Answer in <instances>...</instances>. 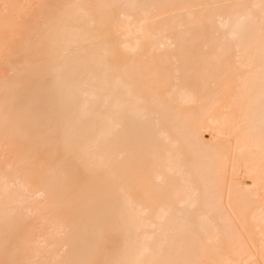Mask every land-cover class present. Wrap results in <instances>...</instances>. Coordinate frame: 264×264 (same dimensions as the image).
I'll return each instance as SVG.
<instances>
[{"label": "bare ground", "instance_id": "bare-ground-1", "mask_svg": "<svg viewBox=\"0 0 264 264\" xmlns=\"http://www.w3.org/2000/svg\"><path fill=\"white\" fill-rule=\"evenodd\" d=\"M0 264H264V0H0Z\"/></svg>", "mask_w": 264, "mask_h": 264}]
</instances>
